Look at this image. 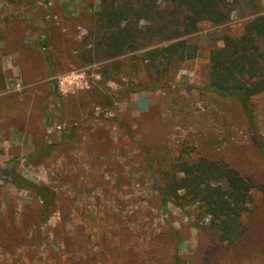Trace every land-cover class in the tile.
I'll return each mask as SVG.
<instances>
[{"label":"rangeland","instance_id":"obj_1","mask_svg":"<svg viewBox=\"0 0 264 264\" xmlns=\"http://www.w3.org/2000/svg\"><path fill=\"white\" fill-rule=\"evenodd\" d=\"M103 1L0 0V165L15 159L17 173L56 196L43 217L39 198L0 174V264H264V158L240 104L207 88L210 53L263 16L264 0L230 6L224 24L200 23L186 37L197 57L173 79L162 68L144 73L138 52L85 56ZM147 77L151 91L126 94ZM250 104L264 140V92ZM184 157L224 162L253 181L235 244L200 231L207 220L192 207L162 209L156 185ZM10 222L21 227L14 239Z\"/></svg>","mask_w":264,"mask_h":264},{"label":"trees","instance_id":"obj_2","mask_svg":"<svg viewBox=\"0 0 264 264\" xmlns=\"http://www.w3.org/2000/svg\"><path fill=\"white\" fill-rule=\"evenodd\" d=\"M253 2L104 0L100 11L92 18L82 49L87 50L85 56L90 55L93 61L138 52L136 60L144 66V73L155 71L159 76L168 72V79H173L181 63L197 57V46L190 44L186 37L195 33L200 23L224 24L229 19L230 6L243 3L251 6ZM263 41L264 15L248 21L239 37L224 36L223 47L210 53L207 88L221 98L234 99L240 104L264 158V140L255 127L250 104L253 97L264 92V52L260 46ZM44 42L42 45L46 44ZM161 68L164 73L159 71ZM52 70V63L49 62V76ZM107 71L102 73L106 74L104 81ZM151 83H154L153 80L147 77L142 83L130 84L126 87V94L151 91L154 88ZM51 89L59 99L55 82H51ZM51 147H41L36 153L47 152ZM14 166L15 159L0 165V174L17 189L39 198L42 202L41 214L45 217L53 205L55 194L47 187L24 178ZM162 180L163 185L156 187L164 211L170 203L179 208L192 207L198 219L207 220V224L199 230L216 238L224 247L235 244L246 234L242 218L249 210L254 183L234 168L206 157H184L175 160L169 170L162 172ZM15 231L21 232L20 225L10 222L4 233L14 239ZM173 233L178 240L182 239L175 231Z\"/></svg>","mask_w":264,"mask_h":264},{"label":"built area","instance_id":"obj_3","mask_svg":"<svg viewBox=\"0 0 264 264\" xmlns=\"http://www.w3.org/2000/svg\"><path fill=\"white\" fill-rule=\"evenodd\" d=\"M95 113H96V115L101 114V111L99 110V108L95 109ZM111 116H112L111 113H105V117H111ZM65 127H66L65 125H62V126H58L57 129H64Z\"/></svg>","mask_w":264,"mask_h":264}]
</instances>
